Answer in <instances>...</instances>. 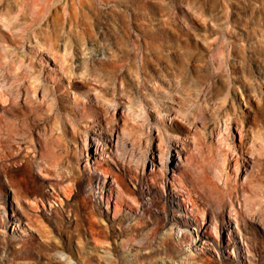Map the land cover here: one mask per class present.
Returning <instances> with one entry per match:
<instances>
[{"label":"rangeland","instance_id":"374dc122","mask_svg":"<svg viewBox=\"0 0 264 264\" xmlns=\"http://www.w3.org/2000/svg\"><path fill=\"white\" fill-rule=\"evenodd\" d=\"M0 74V264H264V0H0ZM98 135L123 141L138 178L108 166L138 210L85 169ZM51 156L70 193L41 176ZM172 180L219 217L215 249L195 221L177 233Z\"/></svg>","mask_w":264,"mask_h":264},{"label":"bare ground","instance_id":"6f19581e","mask_svg":"<svg viewBox=\"0 0 264 264\" xmlns=\"http://www.w3.org/2000/svg\"><path fill=\"white\" fill-rule=\"evenodd\" d=\"M21 11V8H17L15 10V13H19ZM41 12V10H39L37 13ZM36 17H34L35 19ZM38 20V19H37ZM56 24V23H55ZM48 32V31H47ZM36 33V32H35ZM49 33V32H48ZM56 34V33H55ZM38 35V33H37ZM51 35V34H50ZM53 36V35H52ZM54 37V36H53ZM47 39V37H46ZM45 39V40H46ZM39 42L41 41L40 40H36V42ZM37 42V43H38ZM42 43V42H41ZM39 44V43H38ZM44 46L46 48V51H53L54 50V46L52 45L51 41H45L44 42ZM55 53V52H52V54ZM55 55V54H54ZM144 60V59H143ZM146 60V59H145ZM144 60V61H145ZM31 66V65H30ZM31 70V69H30ZM137 72V71H136ZM34 73V72H33ZM140 73V72H139ZM138 73V74H139ZM136 73V75H138ZM139 76V75H138ZM142 77V76H141ZM138 78V77H137ZM142 79L144 80L145 78L142 77ZM141 80V79H140ZM146 80V79H145ZM139 82V80H138ZM142 84H144L142 82ZM10 91H13V88L11 85H9L5 78L3 77L2 74H0V95L1 97H5V95L10 92ZM12 94V93H11ZM112 131H111V134L109 137H104V138H109V140L111 141V138H112ZM6 138H9L8 135L4 136L2 135V132H1V128H0V150H4L5 151V148L8 144L5 145L4 141L6 140ZM101 137L98 135L96 137V140H97V145L95 146V149L91 150V152L89 153L88 152V149H86V152H87V161H86V165H85V169H90L91 165L89 163V160L90 158H92L94 160V168L97 169V170H100L101 173L104 175L103 177V181H102V185L105 186V183H106V179L105 177L107 175L109 176H113L114 178V184H115V188L112 187V185H109V191H110V195L113 193L116 197V202L115 204L113 205L114 207V213L115 214H118L122 208V206H126L127 208L131 209V210H138V201L137 199L135 198L134 195H132L131 193H128L126 192V189L124 188V185H123V181H122V177L120 174L114 172L108 165V160L112 161V162H116L118 165H119V169L121 170L120 172L122 173H126V172H130V175L132 177V179H137L138 178V175H136L135 173H131V171L129 170L128 167H126L124 165V157L122 155L123 152L120 151L122 149V143L123 141H121V138L120 136H116V141H115V145H114V149L111 148V146H108L107 143H100V139ZM21 140V139H20ZM7 141V140H6ZM160 141H163V138L161 137ZM10 143V142H9ZM27 146V145H26ZM85 146L87 147V143H85ZM10 147V146H9ZM32 149V147H31ZM8 150V149H7ZM30 150V149H29ZM32 152V151H31ZM159 152V163H156L154 160H150L149 163H150V166H151V172L149 173V179H150V182L151 184H155V175L154 174V170L156 168H159L161 174H164L165 172V169L167 168V165L165 164V160H166V157H167V153L164 152L163 150H158ZM176 153L178 155V161L182 164L184 163V158H182V152L180 150H176ZM34 157L37 158L38 156H42V157H46L44 153H41L40 155H36V153H34ZM6 156V155H5ZM31 156V155H29ZM91 156V157H90ZM116 156V158H120V159H117L114 157ZM125 156V155H124ZM10 157V156H9ZM17 156H12V159H15ZM53 157L52 159H48L46 158L45 159V162L44 164L43 163H38V169H39V172L41 174V176L46 179L49 184H50V187L55 189L57 188L58 186L64 191V192H68L70 193L71 191V188L69 185H66L64 186L62 184V178H53L52 175H60L62 173H60L61 171V168L60 170L57 169V160L56 158H54V156H51ZM146 157V156H145ZM28 158V157H27ZM148 158V156H147ZM31 159V158H30ZM27 160V159H26ZM56 160V161H55ZM43 161V160H42ZM130 161V160H129ZM133 161L134 163V167L135 168H139L138 166H141V168L143 169V172L145 171V166H146V163H145V160H140V159H137V158H132L131 162ZM141 161V162H140ZM27 162V161H26ZM130 162V163H131ZM129 163V164H130ZM140 163V165H139ZM126 164V163H125ZM128 164V163H127ZM106 165V166H104ZM25 168V167H24ZM93 168V167H92ZM23 169V168H22ZM174 170V169H173ZM136 171V170H135ZM60 173V174H59ZM181 175V174H180ZM67 179L65 180H78V177L76 175H74V172L72 173L70 171V173L68 175H65ZM63 177V176H62ZM185 178V177H184ZM183 178V179H184ZM185 180V179H184ZM172 186L176 189V191L180 194V192H184L185 195L183 196L182 194V200H183V203L179 204L181 206V214L179 217V222L181 224H177V233L178 234H181L182 236H186V230L184 228V225H187V224H190L192 221H195V223L197 225H195L196 227H193V230L197 231L196 234H195V240H200L201 243H211V240L214 241V239L212 238V234L215 236V243H214V249L216 247V240L217 242L220 240V228H219V224H218V218L215 216V214L213 213V211H210L208 213L207 210H205L204 208L202 209V211H194V208L195 207V204L193 201H191V198H190V190L189 192L185 190V185L184 183L182 182V180H178L180 183L177 184L176 183V180H172ZM213 183V182H212ZM113 184V185H114ZM196 185V184H195ZM12 188L14 190V193H13V198L16 202V205L17 207L20 205L19 201H20V197L22 196V192H20L19 190L15 189L14 188V185L12 184ZM188 187L186 186V189ZM39 190V188H38ZM69 190V191H68ZM198 191V190H197ZM196 191V192H197ZM192 193V192H191ZM202 197V196H201ZM102 198V196H101ZM195 200V199H194ZM236 200H237V197H236ZM196 201V200H195ZM21 202V201H20ZM107 202H109V198L107 199ZM231 200L229 201V204H230ZM197 203V202H196ZM233 203V202H232ZM231 203V204H232ZM19 204V205H18ZM199 204V203H198ZM220 204V203H219ZM218 204V205H219ZM228 204V206H229ZM197 205V204H196ZM210 205V204H209ZM212 205V204H211ZM213 206V205H212ZM232 206V205H231ZM198 207V206H197ZM200 207V206H199ZM206 207V206H205ZM215 207V206H214ZM218 208V206L216 207ZM215 208V209H216ZM213 210V209H212ZM215 211V210H214ZM230 211V209H229ZM218 213V211H217ZM221 213V212H220ZM217 215V214H216ZM220 215V214H219ZM199 216V217H198ZM182 217V218H180ZM0 218H1V213H0ZM201 220V222H198V220ZM93 240L94 241H98L97 238H95L93 236ZM190 242H192V238L191 240H187V244H190ZM164 243V242H163ZM227 245L228 244V241L226 243ZM228 248H231V247H228ZM228 252H231L233 253V250L232 249H229Z\"/></svg>","mask_w":264,"mask_h":264}]
</instances>
